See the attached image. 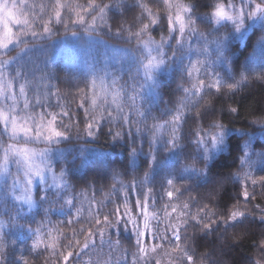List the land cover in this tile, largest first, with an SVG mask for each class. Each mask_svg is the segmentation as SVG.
Returning <instances> with one entry per match:
<instances>
[{"label":"clouds","instance_id":"clouds-1","mask_svg":"<svg viewBox=\"0 0 264 264\" xmlns=\"http://www.w3.org/2000/svg\"><path fill=\"white\" fill-rule=\"evenodd\" d=\"M95 4L93 27L52 34L60 37L54 43L72 41L86 53L79 65L45 63L44 42L0 51V80L17 85L16 93L0 97V110L10 116L31 111L18 88L25 78L42 77L67 101L51 104L52 111L73 113L59 121L64 136L50 141L35 132L14 133L11 119L0 122V264H21V257L54 264L49 254L30 250L37 229L46 232L53 216L75 212L69 202H78L84 189L108 191L114 173L125 185L151 186L155 194L174 182L182 207H189L173 264H187L188 254L192 264H264V185L249 182L264 176V0ZM220 5L224 17L215 14ZM101 77L119 99L112 103L109 96L89 136L88 117L78 118L76 91L69 90ZM39 107L33 100L36 112ZM13 145L32 149L31 160L12 152ZM53 175L62 176V184ZM246 184L254 198L240 201L245 215L230 220L227 210ZM174 243L167 241L165 250Z\"/></svg>","mask_w":264,"mask_h":264},{"label":"snow or ice","instance_id":"snow-or-ice-1","mask_svg":"<svg viewBox=\"0 0 264 264\" xmlns=\"http://www.w3.org/2000/svg\"><path fill=\"white\" fill-rule=\"evenodd\" d=\"M95 8V0H87V3H82L81 0H19V3L17 0H11V3L9 0H0V51L7 54V49L13 44L30 45L33 42L48 41L57 31L56 26H62L65 30L74 25H88L91 28L97 18L91 15ZM215 14L218 17L227 15L223 5L217 7ZM177 19L182 18L178 16ZM12 24L18 25L19 31L14 32ZM42 56L46 63L49 59L46 48ZM16 91L17 85L14 81H9L6 86L0 80V97H7ZM18 91L23 98L24 108L31 111L10 116L9 112L0 110V122L11 119L14 133L35 132L37 136H43L49 141L64 136V132L58 127L59 121L70 119L73 113L68 111L67 107H63L59 114L49 110L52 107L50 101L54 98L57 107L67 104L63 96L53 93L42 77L39 81L34 77L25 78ZM29 96L33 99L30 100ZM109 96L112 103L118 102L119 94L110 91L103 77L88 81L84 88H77L75 102L78 109L88 117L85 130L89 136L93 135L94 128L98 126L97 121L104 118L102 109ZM12 99H15L14 95ZM33 100L44 111L36 112ZM11 151L14 153L19 151L26 160H31L34 155L33 150L27 145H13ZM52 180L57 185L62 184V176L53 175ZM249 182L253 188L264 185V176L249 177ZM165 183L169 187L162 189L158 204L157 195L151 186L145 188L132 184L125 185L119 175L114 173V186L100 193L99 199L94 187L86 188L80 193L78 202H69L72 203L75 212L70 213L64 220L51 224L46 232L37 229L30 250L39 253L43 248L53 259L54 264H173L171 253L180 250L179 245L183 241L181 232L187 227L185 216L189 206L185 202L182 207L179 201L181 193L176 190L173 181L168 180ZM134 189L135 199L131 200L130 196L134 194ZM113 194L116 195L115 201L112 199ZM254 195V192L249 191L248 185H244L239 193V199L227 210L228 218L237 220L244 216L245 211L239 206L240 201L247 204L253 200ZM27 202L31 204L32 201L29 198ZM109 204L112 205L111 208L108 207ZM192 221L199 223V216L193 215ZM74 222L81 227L79 230L72 227L69 238L64 229L66 226H73ZM121 223L124 230L131 231L134 237L130 259L129 249L122 246L119 238ZM203 226L205 229L211 227L210 224ZM168 233H171V237ZM113 235L117 238L113 239ZM149 236L153 240L166 242L173 241L174 238L175 243L170 249L165 250L164 243L149 244L147 242ZM64 240L68 243L62 244ZM84 256L88 259L82 262L81 258ZM186 260L187 264H192L191 254L186 256ZM21 264H28V258L21 257Z\"/></svg>","mask_w":264,"mask_h":264},{"label":"trees","instance_id":"trees-1","mask_svg":"<svg viewBox=\"0 0 264 264\" xmlns=\"http://www.w3.org/2000/svg\"><path fill=\"white\" fill-rule=\"evenodd\" d=\"M17 3H19V0H17ZM56 28H57L56 32L62 31V26H56ZM18 30H19V28H16L15 32L18 31ZM59 38H60L59 36H54L50 40L44 42L45 46L47 48V55L49 57V60L52 62L53 66H56V65H61V66H76V65H79L80 62L86 56V53L83 50H81L79 48V46L76 45L72 41H69L66 44L54 43V41L59 40ZM69 91L71 93H74L76 90L73 87ZM50 103L51 104H56L57 102L55 100H51ZM37 110L39 112L40 111H44V109L41 108V107H39ZM49 110L52 111L54 109H49ZM76 113H77L78 118L82 117V115H83L82 110H80L78 108L76 109ZM99 195H100V193L97 191V196H99ZM156 195H157V201H158V204H159V195L160 194L157 193ZM130 199L134 200L135 199V194H132L130 196ZM255 202L256 203H260L261 202L259 197L257 198V200ZM108 207L111 208L112 205L109 204ZM64 219H65V217H56V216L52 217V220L54 222L58 221V220H64ZM75 226L79 227V225H75ZM71 227H73V226H66V228H68V229H70ZM161 227H163V225ZM130 228H131V226H129V229ZM71 234H72L71 231H67L66 232V235L69 238L71 237ZM168 235H169V237H171V233H168ZM112 238L116 239L117 236L113 235ZM119 238L121 239L122 246L129 249V259H130L131 258V251L134 248V237H133L132 232L131 231L125 232L124 227L122 226L120 228ZM173 241H174V238H173ZM147 242L149 244H152V243H164L165 245L167 244L166 241L153 240L151 238V236L148 237V241ZM66 243H67V240L62 241V244H66ZM105 250H107L106 247H105ZM38 254L40 255V257H45L48 253L46 251H44L43 248H41L40 252ZM42 264H43V261H42Z\"/></svg>","mask_w":264,"mask_h":264},{"label":"rangeland","instance_id":"rangeland-1","mask_svg":"<svg viewBox=\"0 0 264 264\" xmlns=\"http://www.w3.org/2000/svg\"><path fill=\"white\" fill-rule=\"evenodd\" d=\"M9 3H11V0H9ZM11 26H12L14 32H15L16 28H19V26L15 25V24H12Z\"/></svg>","mask_w":264,"mask_h":264}]
</instances>
